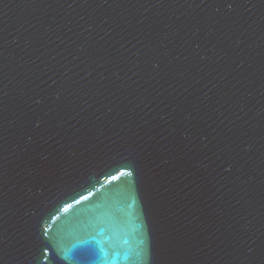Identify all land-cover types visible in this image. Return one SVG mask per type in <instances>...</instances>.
Returning <instances> with one entry per match:
<instances>
[{
	"label": "water",
	"instance_id": "water-1",
	"mask_svg": "<svg viewBox=\"0 0 264 264\" xmlns=\"http://www.w3.org/2000/svg\"><path fill=\"white\" fill-rule=\"evenodd\" d=\"M0 264H264V0H0Z\"/></svg>",
	"mask_w": 264,
	"mask_h": 264
}]
</instances>
